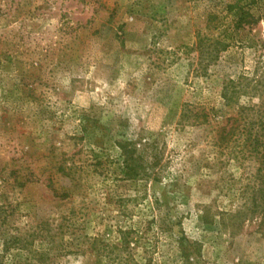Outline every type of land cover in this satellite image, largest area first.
<instances>
[{
  "label": "rangeland",
  "instance_id": "obj_1",
  "mask_svg": "<svg viewBox=\"0 0 264 264\" xmlns=\"http://www.w3.org/2000/svg\"><path fill=\"white\" fill-rule=\"evenodd\" d=\"M240 9L258 23L236 28ZM198 35L230 45L205 71ZM228 81H250L238 105L264 108V0H0V253L49 228L52 245L33 249L57 250L52 264H183L179 238L197 245L193 264H264L259 217L220 225L258 165L243 144H214L238 106ZM182 107L208 123H179ZM127 141L146 161L160 153L157 178H123Z\"/></svg>",
  "mask_w": 264,
  "mask_h": 264
},
{
  "label": "trees",
  "instance_id": "obj_2",
  "mask_svg": "<svg viewBox=\"0 0 264 264\" xmlns=\"http://www.w3.org/2000/svg\"><path fill=\"white\" fill-rule=\"evenodd\" d=\"M258 23V17H255L252 13L240 9V14L235 20L236 28H241L244 26L251 27ZM196 51L198 53L197 61L202 66V70L205 71L207 67L217 61L219 55L225 52L229 48V44L226 41H219L217 38L212 40L211 38L206 39L205 37L200 38L199 35L196 37ZM207 44V45H206ZM246 81V80H245ZM242 81V83L228 81L222 88L221 96L226 105H238L239 94H251L249 84ZM248 88V89H247ZM253 89V88H251ZM256 90V89H255ZM256 92V91H254ZM253 92V93H254ZM187 109H192L187 110ZM189 107H182V111L179 116L178 122H188L190 118L194 123L198 125H204L208 123V115L203 112H196ZM219 127L217 128V138L215 139V146L220 150H227L231 148L233 144H243L242 152H244L250 161L257 163V168L253 174L252 187H250V198L246 199V203L242 206V209L234 213H224L221 212L219 215L220 225L226 229L230 230L234 225L241 227L249 216L251 219L255 216L259 217V227L264 228V108L258 107H244L237 106L234 116L225 117L220 119ZM118 148L121 152V157L123 158V178L126 180H139L142 178H149V173L154 175L153 178H157L154 173L155 168L160 163V153H156L152 156L151 161H146L144 154L141 152L136 155L137 144L132 141H127L124 143H118ZM75 168L73 164L70 165ZM57 172L62 174V177L71 178L69 173L65 171L62 165L57 168ZM148 172V173H147ZM32 176V175H31ZM30 174L26 178V182H32ZM52 182H50L49 187L52 188ZM55 193L54 190H52ZM56 197L60 199H66L67 194H56ZM234 224V225H233ZM230 226V227H229ZM49 225H45L44 228H48ZM46 236L43 233L33 234L26 233V235L13 236L9 238L2 239V250L0 253V262L7 259V255L15 249L24 252L26 256L22 259H17L12 257L10 264H52L58 258V254L55 252L54 248L50 250H35L33 249L35 241H39L41 244L52 245L54 235L50 232L49 228L46 230ZM66 232L60 231L59 235H63ZM131 231H120V242L115 245V249L128 248V240L132 236ZM96 240H93L91 245H96ZM63 251L66 247H60ZM104 250L109 248V245H103ZM178 249L180 252V257L183 264H193L192 256L198 249L195 243H190L184 239H178ZM54 252V253H53ZM100 253V251H98ZM7 256V257H6ZM127 260L132 257H126ZM126 260V261H127ZM133 263V261H131Z\"/></svg>",
  "mask_w": 264,
  "mask_h": 264
}]
</instances>
